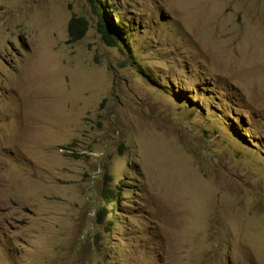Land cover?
I'll use <instances>...</instances> for the list:
<instances>
[{"label":"rangeland","instance_id":"1","mask_svg":"<svg viewBox=\"0 0 264 264\" xmlns=\"http://www.w3.org/2000/svg\"><path fill=\"white\" fill-rule=\"evenodd\" d=\"M0 264H264V0H0Z\"/></svg>","mask_w":264,"mask_h":264},{"label":"trees","instance_id":"2","mask_svg":"<svg viewBox=\"0 0 264 264\" xmlns=\"http://www.w3.org/2000/svg\"><path fill=\"white\" fill-rule=\"evenodd\" d=\"M93 7L99 17V31L102 34L104 42L109 46H118L121 37L118 35V31L113 30L112 25L109 22L111 11L107 10L109 8L99 5L97 2L93 3ZM118 23L119 25H116L115 28L119 29V31H124L121 27L124 26V23H122V21H119ZM87 30L88 22L86 19L73 17L69 22V41L75 42L82 39L85 36ZM106 196L110 201H113L114 198L117 197V194L111 191L106 194Z\"/></svg>","mask_w":264,"mask_h":264}]
</instances>
